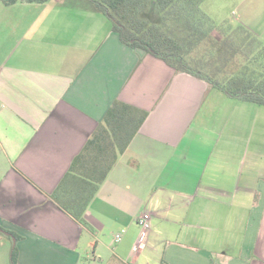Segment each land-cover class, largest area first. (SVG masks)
<instances>
[{"label":"crops","instance_id":"0c3cea01","mask_svg":"<svg viewBox=\"0 0 264 264\" xmlns=\"http://www.w3.org/2000/svg\"><path fill=\"white\" fill-rule=\"evenodd\" d=\"M242 2L230 24L264 40V0ZM114 101L148 115L81 225L50 195ZM262 108L122 44L81 1L0 3V228L19 237L0 233V264L14 246L17 264H264Z\"/></svg>","mask_w":264,"mask_h":264},{"label":"trees","instance_id":"16d2710c","mask_svg":"<svg viewBox=\"0 0 264 264\" xmlns=\"http://www.w3.org/2000/svg\"><path fill=\"white\" fill-rule=\"evenodd\" d=\"M49 1L0 3L9 7ZM78 1L105 17L111 31L129 48L162 60L177 73L195 77L230 99L264 107V44L242 26L215 24L201 9L205 0ZM214 31L220 33V42L204 44L213 40ZM147 115L146 111L114 101L51 193L55 204L79 224L86 223V209ZM10 263L17 264L15 246Z\"/></svg>","mask_w":264,"mask_h":264},{"label":"rangeland","instance_id":"374dc122","mask_svg":"<svg viewBox=\"0 0 264 264\" xmlns=\"http://www.w3.org/2000/svg\"><path fill=\"white\" fill-rule=\"evenodd\" d=\"M243 0H206L205 3L202 6V11L208 15V17L215 23V24H221L224 22H231L233 24H236L235 18L236 16H239V11L237 6L243 4ZM248 3L251 0H246ZM247 5V4H246ZM241 11L243 12L245 10V4L241 6ZM250 31L248 28H246L243 25H239ZM263 27V26H262ZM261 27V28H262ZM251 32V31H250ZM179 37H182L180 34H177ZM212 39L207 43L204 42V44H207L211 46L215 42H220L221 36L220 33L217 31L212 32ZM258 38V37H257ZM260 41L262 39H259ZM264 44V40L261 41ZM219 95L222 97H226L223 93L219 92ZM264 109V108H262ZM264 227V223L262 225ZM108 236H111L108 234ZM115 236V235H114ZM124 236V235H123ZM261 258L264 260V248L261 251Z\"/></svg>","mask_w":264,"mask_h":264},{"label":"built area","instance_id":"2783aa9c","mask_svg":"<svg viewBox=\"0 0 264 264\" xmlns=\"http://www.w3.org/2000/svg\"><path fill=\"white\" fill-rule=\"evenodd\" d=\"M137 224L140 228V235H144L149 227H150V215L148 214H142L138 217L137 219ZM123 233V231H121L120 233H117L115 236H114V241L115 242H118L121 238V234ZM136 249V245L133 247V250Z\"/></svg>","mask_w":264,"mask_h":264},{"label":"water","instance_id":"95a60500","mask_svg":"<svg viewBox=\"0 0 264 264\" xmlns=\"http://www.w3.org/2000/svg\"><path fill=\"white\" fill-rule=\"evenodd\" d=\"M0 233L5 234V235H7V236H10V234L4 232L1 228H0ZM10 237H11V236H10ZM12 239H13V238H12ZM13 241H14V239H13Z\"/></svg>","mask_w":264,"mask_h":264}]
</instances>
